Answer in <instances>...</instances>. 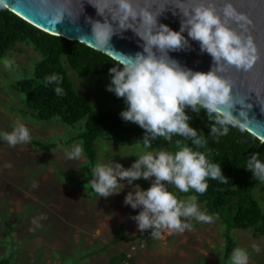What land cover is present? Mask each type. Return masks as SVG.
<instances>
[{
    "label": "rangeland",
    "instance_id": "obj_1",
    "mask_svg": "<svg viewBox=\"0 0 264 264\" xmlns=\"http://www.w3.org/2000/svg\"><path fill=\"white\" fill-rule=\"evenodd\" d=\"M38 53L18 42L0 58V259L9 264H108L128 253L121 264H264V234L234 228L235 249L224 257L223 223L202 203L168 187L157 170L172 165L165 145L148 149L135 143L115 145L98 137L96 160L89 165L81 140L39 150L42 141L75 135L58 118L38 120L23 114L20 83L32 82ZM74 89L103 111L134 109L139 101L115 75H82L62 59ZM96 174L93 187L85 178ZM264 211V176L253 189ZM170 218L175 230L155 236ZM123 228L121 239L115 232ZM140 231L144 237L136 236ZM134 237V239H131Z\"/></svg>",
    "mask_w": 264,
    "mask_h": 264
},
{
    "label": "trees",
    "instance_id": "obj_2",
    "mask_svg": "<svg viewBox=\"0 0 264 264\" xmlns=\"http://www.w3.org/2000/svg\"><path fill=\"white\" fill-rule=\"evenodd\" d=\"M18 42L29 43L38 53L32 67V82L20 83L23 114L38 120L58 118L81 129L67 138L31 139L39 150H51L81 140L89 165L96 160L95 140L103 137L115 145L139 143L148 149L167 146L171 166L157 170L168 187L167 206L176 194L202 203L207 212L223 223L224 257L235 249L234 228H250L264 234V211L253 189L264 176V142L252 133L178 91L138 74L109 55L77 40L49 34L22 19L0 3V58ZM64 59L78 74H112L126 82L139 101L134 109L103 111L94 108L77 92L62 64ZM96 174L85 178L93 187ZM177 224V223H175ZM115 240L124 237L123 228ZM136 236L144 237L140 231ZM134 239V237H131ZM124 253L108 264H121ZM0 264H9L0 259Z\"/></svg>",
    "mask_w": 264,
    "mask_h": 264
},
{
    "label": "water",
    "instance_id": "obj_3",
    "mask_svg": "<svg viewBox=\"0 0 264 264\" xmlns=\"http://www.w3.org/2000/svg\"><path fill=\"white\" fill-rule=\"evenodd\" d=\"M264 142V0H0Z\"/></svg>",
    "mask_w": 264,
    "mask_h": 264
},
{
    "label": "built area",
    "instance_id": "obj_4",
    "mask_svg": "<svg viewBox=\"0 0 264 264\" xmlns=\"http://www.w3.org/2000/svg\"><path fill=\"white\" fill-rule=\"evenodd\" d=\"M175 230V223L172 219L167 218L163 220L162 222H159L156 234L155 236L160 239H166L169 237V235L172 234V232ZM128 253L125 255L124 259H128Z\"/></svg>",
    "mask_w": 264,
    "mask_h": 264
}]
</instances>
